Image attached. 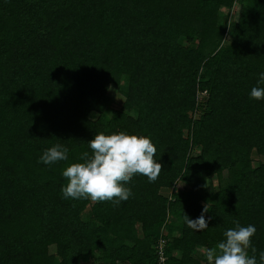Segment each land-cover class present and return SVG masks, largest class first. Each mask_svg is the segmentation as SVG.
Wrapping results in <instances>:
<instances>
[{"label": "trees", "instance_id": "1", "mask_svg": "<svg viewBox=\"0 0 264 264\" xmlns=\"http://www.w3.org/2000/svg\"><path fill=\"white\" fill-rule=\"evenodd\" d=\"M260 73L264 0H0V264H157L159 239L164 264H202L235 222L259 258ZM121 131L151 139L156 182L135 174L118 206L64 199L88 141ZM56 144L67 160L38 162ZM206 203L209 227L188 228Z\"/></svg>", "mask_w": 264, "mask_h": 264}, {"label": "clouds", "instance_id": "2", "mask_svg": "<svg viewBox=\"0 0 264 264\" xmlns=\"http://www.w3.org/2000/svg\"><path fill=\"white\" fill-rule=\"evenodd\" d=\"M257 83L264 84V73L259 74ZM250 98L264 99V87H253ZM88 146L92 150L91 155L87 151L81 153L83 162L73 163L62 173L68 180L61 189L64 199L111 201L118 206L134 195L126 185L135 174H141L148 178L149 183H154L162 171V165L154 159L157 149L148 137L123 131L110 135L101 132L88 141ZM68 152L67 147L56 144L44 150L38 162L51 165L67 160ZM207 212L206 203L198 218L191 219L184 214L183 221L188 228L202 231L209 227L211 217L205 218ZM256 231L254 225L242 227L235 222V227L226 230L224 238L215 247L206 250L208 264H264V251L259 252L257 258V249L251 243Z\"/></svg>", "mask_w": 264, "mask_h": 264}, {"label": "rangeland", "instance_id": "3", "mask_svg": "<svg viewBox=\"0 0 264 264\" xmlns=\"http://www.w3.org/2000/svg\"><path fill=\"white\" fill-rule=\"evenodd\" d=\"M238 7L236 5L233 6V9L225 13V11L221 12L219 14V24L223 21L224 17H227V21L231 22L234 20L236 14H237ZM107 101L105 102V107L103 109V112L105 114H109L111 111L116 110L120 107L121 105V98L116 95V92L114 91L113 88H111L108 93H107ZM195 113L194 115H196ZM251 160L253 162V165H256L257 163H264V158L257 156L254 152L251 153ZM179 188V187H177ZM160 194L162 196H168L169 191L168 190H160ZM51 252H53L52 249H50ZM195 253H197V256L199 260L201 261L202 264H208L207 259H205V254H204V249H198ZM205 259V261H204Z\"/></svg>", "mask_w": 264, "mask_h": 264}, {"label": "built area", "instance_id": "4", "mask_svg": "<svg viewBox=\"0 0 264 264\" xmlns=\"http://www.w3.org/2000/svg\"><path fill=\"white\" fill-rule=\"evenodd\" d=\"M163 241L161 239L157 242V264H164V255L162 251Z\"/></svg>", "mask_w": 264, "mask_h": 264}]
</instances>
